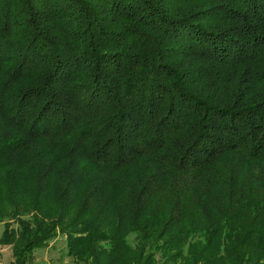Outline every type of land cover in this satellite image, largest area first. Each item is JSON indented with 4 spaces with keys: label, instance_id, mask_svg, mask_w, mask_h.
<instances>
[{
    "label": "trees",
    "instance_id": "trees-1",
    "mask_svg": "<svg viewBox=\"0 0 264 264\" xmlns=\"http://www.w3.org/2000/svg\"><path fill=\"white\" fill-rule=\"evenodd\" d=\"M0 223L10 264H264V0H0Z\"/></svg>",
    "mask_w": 264,
    "mask_h": 264
},
{
    "label": "rangeland",
    "instance_id": "rangeland-1",
    "mask_svg": "<svg viewBox=\"0 0 264 264\" xmlns=\"http://www.w3.org/2000/svg\"><path fill=\"white\" fill-rule=\"evenodd\" d=\"M3 225L0 223V238L3 232ZM14 261L11 246L0 243V264H10ZM33 264H72V258L66 255L64 239L59 236L49 243L44 249L36 251Z\"/></svg>",
    "mask_w": 264,
    "mask_h": 264
}]
</instances>
